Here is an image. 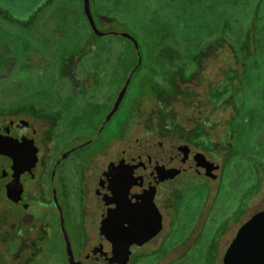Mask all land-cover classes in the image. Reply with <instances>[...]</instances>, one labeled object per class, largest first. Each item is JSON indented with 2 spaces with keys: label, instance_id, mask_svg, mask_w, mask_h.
<instances>
[{
  "label": "rangeland",
  "instance_id": "374dc122",
  "mask_svg": "<svg viewBox=\"0 0 264 264\" xmlns=\"http://www.w3.org/2000/svg\"><path fill=\"white\" fill-rule=\"evenodd\" d=\"M88 5L99 34L88 25L81 0H0V112L27 107L52 117L57 96L79 101L68 91V72L79 69L95 81L85 89L86 106L102 112L126 82L99 140L120 129L125 134L107 143L105 155L88 160L92 144L67 157L76 169V155L86 148L85 213L74 179L70 211L62 215L73 258L96 241L92 188L109 152L135 146V137L157 143L187 142L190 136L191 145L212 160L214 176L203 165L200 175L185 171L164 183L168 190L159 189L157 199L161 229L133 245L125 264H221L238 225L264 206V0H88ZM134 108L130 125L126 119ZM97 127V121L86 120V139ZM55 129L52 125L50 140H56ZM84 137L81 131L77 140ZM65 139L58 146L74 142ZM12 210L0 201V264H67L60 219L51 207L38 209L42 220L38 216L30 229L23 226L17 250L5 253V217Z\"/></svg>",
  "mask_w": 264,
  "mask_h": 264
},
{
  "label": "flooded vegetation",
  "instance_id": "af4514ba",
  "mask_svg": "<svg viewBox=\"0 0 264 264\" xmlns=\"http://www.w3.org/2000/svg\"><path fill=\"white\" fill-rule=\"evenodd\" d=\"M73 72L74 74L71 75ZM93 79L94 76L89 71L79 69L68 72V91L73 92L72 94H78L79 101L69 100L72 95H66L62 99L57 96L56 101L51 105L52 117L47 116L48 111L46 114H41L40 112L43 109L35 112V108L27 107L19 108L16 111L0 112V153L2 155L0 166L5 173L0 175V201L3 200L13 209L5 217V220H8V229L4 233L6 235L7 231L9 232L5 253L8 255H12L17 250L23 226L30 229V222L38 216L41 218V212L38 209L54 208L63 221V210L70 211L74 179L77 189L76 196L82 204L83 210L86 191V148L76 155V169L70 165V162H67L69 154L81 146L85 147L93 144L88 160L92 157L105 155L107 143L121 138L127 131L120 129L111 132L107 138L99 140L101 129L106 125L117 106L109 114L115 96L102 112L99 111V108L91 105L86 106L85 89L88 87V82L95 83ZM134 110L135 108L131 112L130 118L126 119L129 120L130 125L134 124ZM86 120L89 123L92 121L98 122L97 129L88 139H86ZM52 125L55 128L57 127V130L55 129L51 133V136L56 140L49 139V131ZM81 131L85 132V137L79 141L77 138ZM189 137L187 142L158 141L157 143L154 141L148 143L145 142L146 140H143V143L135 137L133 139L136 143L135 146L127 144L125 148L118 147L109 152L111 157L105 160L96 173V180L92 188L94 203L98 212L96 241L91 247L98 243L100 221L107 216L106 213L111 208L106 207L107 202L110 200L99 198L98 200L96 198L97 192H99V190L96 192L98 177L107 170L108 164L113 162L129 166L130 173H133V178L126 186L124 196L115 199V202L110 203L111 206L121 213L130 208L140 210L139 218L144 219L142 213L145 214L149 211L148 203L151 200L160 213L162 222V211L157 201L160 194L159 189L168 190V186L165 184L170 183L175 176L185 171H193L195 174L200 175L204 168L203 165H212V160L206 156V152L200 147L192 146ZM58 139L74 142H63L61 146H58ZM93 141L94 143H92ZM55 147L57 148L54 149ZM201 153L204 154V158L200 156ZM173 167L177 168L178 172L167 176L163 174L164 170L167 171ZM211 169L212 167L206 173L209 177L214 176ZM102 187L105 188V186ZM149 193L151 198L148 200ZM79 225L83 236L86 237L83 226L81 223ZM132 246L133 244L129 246V256ZM86 252L85 250L83 255ZM91 260L100 262L98 259L92 258L89 261ZM83 263H86V261Z\"/></svg>",
  "mask_w": 264,
  "mask_h": 264
},
{
  "label": "water",
  "instance_id": "95a60500",
  "mask_svg": "<svg viewBox=\"0 0 264 264\" xmlns=\"http://www.w3.org/2000/svg\"><path fill=\"white\" fill-rule=\"evenodd\" d=\"M81 9L88 25L95 33L99 34L100 32L96 30L91 18L88 0H81ZM126 37L131 39L128 35ZM132 43L136 47L134 40H132ZM125 87L126 82L122 84L117 92L109 114L117 106L125 91ZM1 156L0 153V158ZM200 156L203 157V155ZM211 167L212 165L208 164L204 172L208 173ZM129 169V166L111 162L108 164L107 170L98 177L96 192L97 190L99 192H97L96 198L110 200L107 202L106 207L111 208L107 211V216L100 221L98 243L87 250L82 257L78 259L73 258L63 230L61 217L59 218V226L64 238V252L67 264H81L92 258L98 259L102 264L113 262L124 264L130 253V245H140L159 232L161 217L151 200L148 203L149 211L145 212V214L144 212L142 213L144 219L139 218L140 210L130 208L121 213L110 204L115 202V199L124 196L126 186L133 178V173H130ZM176 172H178V169L173 167L170 170H164L163 174L167 176ZM3 174L5 173L0 166V175ZM104 183L108 185L106 186ZM102 186H105V188ZM150 195L149 193L148 200L151 198ZM221 264H264V206L252 212L238 225L222 252Z\"/></svg>",
  "mask_w": 264,
  "mask_h": 264
},
{
  "label": "trees",
  "instance_id": "16d2710c",
  "mask_svg": "<svg viewBox=\"0 0 264 264\" xmlns=\"http://www.w3.org/2000/svg\"><path fill=\"white\" fill-rule=\"evenodd\" d=\"M133 45V44H132Z\"/></svg>",
  "mask_w": 264,
  "mask_h": 264
}]
</instances>
